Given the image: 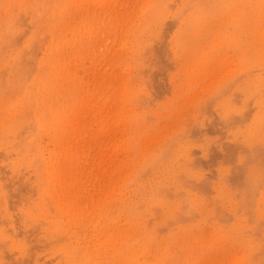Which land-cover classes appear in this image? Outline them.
<instances>
[{"label": "rangeland", "instance_id": "obj_1", "mask_svg": "<svg viewBox=\"0 0 264 264\" xmlns=\"http://www.w3.org/2000/svg\"><path fill=\"white\" fill-rule=\"evenodd\" d=\"M0 264H264V0H0Z\"/></svg>", "mask_w": 264, "mask_h": 264}]
</instances>
